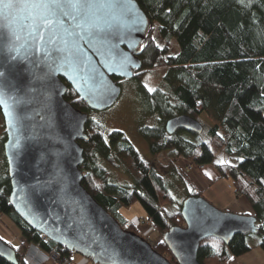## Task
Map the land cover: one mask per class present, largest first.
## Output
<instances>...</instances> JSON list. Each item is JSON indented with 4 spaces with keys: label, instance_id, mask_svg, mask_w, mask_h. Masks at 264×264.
<instances>
[{
    "label": "water",
    "instance_id": "1",
    "mask_svg": "<svg viewBox=\"0 0 264 264\" xmlns=\"http://www.w3.org/2000/svg\"><path fill=\"white\" fill-rule=\"evenodd\" d=\"M28 2H0V112L15 213L45 238L94 264H202L197 258L202 240L229 244L237 234L256 233L253 214L221 210L201 195L183 200L184 225L162 236L176 263L121 227L81 183L80 142L88 141V113L64 95L69 85L89 109L111 106L121 93L117 79H132L141 67L138 55L149 19L136 0H78L80 7L65 8L69 15L57 9L59 26L37 27L35 10L20 6ZM7 3L15 6L5 8ZM164 128L168 134L202 132L201 123L185 114L170 117ZM0 256L17 263L1 238Z\"/></svg>",
    "mask_w": 264,
    "mask_h": 264
},
{
    "label": "trees",
    "instance_id": "2",
    "mask_svg": "<svg viewBox=\"0 0 264 264\" xmlns=\"http://www.w3.org/2000/svg\"><path fill=\"white\" fill-rule=\"evenodd\" d=\"M136 2L148 17L150 28L141 44V67L133 80L156 68L165 70L163 89L149 91L138 82L148 113L155 117L153 125L138 127L150 155L157 158L169 151L198 167L213 162L219 152L239 158L236 164H219L216 169L219 177L228 178L236 194L248 202L256 218V233L237 234L229 244L213 237L202 240L198 260L202 264H224L257 246L264 249V0ZM64 98L83 112L96 111L89 109L69 85ZM202 113L213 124L203 121ZM180 114L197 119L202 132L178 130L168 134L165 121ZM85 131L88 141L80 142L84 148L81 183L123 229L142 236L120 212L135 202L145 209L161 237L171 227L184 225L181 204L175 203L166 180L122 131L105 132L103 125L89 116ZM3 134L4 143V126ZM102 162L122 169L131 182L114 181ZM5 166V177L0 179V214L15 225L21 241L2 240L14 250L16 264H24L28 245L38 246L45 255L54 250L73 264L72 252L42 239L41 233L15 213L9 203L6 159ZM197 195L200 192L193 191L187 197ZM153 248L176 263L162 238ZM0 264L14 263L0 256Z\"/></svg>",
    "mask_w": 264,
    "mask_h": 264
},
{
    "label": "rangeland",
    "instance_id": "3",
    "mask_svg": "<svg viewBox=\"0 0 264 264\" xmlns=\"http://www.w3.org/2000/svg\"><path fill=\"white\" fill-rule=\"evenodd\" d=\"M172 48L174 49V47ZM164 71L163 68H156L153 71L147 72L139 80H133V78L118 79L121 87V93L118 99L111 106L103 110L89 112V118L101 123L105 132H111L112 130L122 131L139 153L150 161L157 172L164 177L170 193L174 197L175 203H178V205L183 202L189 193L199 191L201 196L217 208L239 213L233 210L236 208L235 204L232 202V197L242 196L236 194L231 186V182L229 184L226 182L228 178L219 177V173L216 169V165L219 164H226V162L233 164L237 157H230L224 152H219L213 159V162L203 164V167L200 168L198 165L192 164L187 158L182 156L176 157L173 152L169 151L154 158L150 155L146 142L141 138L138 127L141 124L153 125L155 117L148 113L142 88L138 82L146 85L149 89H156V87L163 89L164 83L162 76ZM200 118L208 124H213V121L205 113H202ZM3 126V117L0 112V179L4 178L6 173L5 156L3 152ZM226 159H228V161H226ZM220 161L224 163H219ZM102 163L106 166L110 177L114 181L121 184H128L131 182L129 176L122 169L114 168L106 162ZM210 173L211 175H209ZM226 183L229 189H226ZM243 199L242 197L239 201L243 202ZM239 209H241V207H239ZM239 209L237 208V210ZM120 212L127 220L135 224L141 232V235L147 239L153 247L156 242H158L157 240H161L162 237L150 224L148 215L139 202L133 203L130 207L121 208ZM0 238L15 243L21 241L18 229L8 217L1 214ZM24 252V264H61V258H57L50 254H47V258H45L33 245H28ZM70 255L73 264H93V262H90L76 252H72ZM228 261L224 264H227Z\"/></svg>",
    "mask_w": 264,
    "mask_h": 264
},
{
    "label": "snow or ice",
    "instance_id": "4",
    "mask_svg": "<svg viewBox=\"0 0 264 264\" xmlns=\"http://www.w3.org/2000/svg\"><path fill=\"white\" fill-rule=\"evenodd\" d=\"M14 6L13 3L4 4L5 8H12ZM25 6L35 10L36 14L33 16V22L35 24L36 21H39V24L36 25L37 27L40 24L51 27L53 24L60 25L57 9L60 10L62 15H69L70 13L65 10L66 7L75 9L81 5L78 3V0H66V4H61L60 0H30ZM149 91H152V89H149ZM5 107H7L6 104ZM219 163L224 162L220 161Z\"/></svg>",
    "mask_w": 264,
    "mask_h": 264
},
{
    "label": "crops",
    "instance_id": "5",
    "mask_svg": "<svg viewBox=\"0 0 264 264\" xmlns=\"http://www.w3.org/2000/svg\"><path fill=\"white\" fill-rule=\"evenodd\" d=\"M230 157H234V156H230ZM226 161H228V159H226ZM238 161H239V158H237L233 164L238 163ZM227 164H229V163H227ZM209 175H211V173ZM226 182H228V184H229L230 180L226 179ZM228 184L226 183V189H229ZM228 194H229V191H228ZM234 196H235V194H234ZM241 198L242 197H238V196H235V198L232 197V202L235 204V208H236L233 210L236 212H239V213L252 214L253 210L250 207V205L248 204V202L245 199H243V202L239 201V200H241ZM239 207H241V209H239ZM237 208L239 210H237ZM157 239H158V237H157ZM157 241H159V240H157ZM227 264H264V249L257 246L255 248H253L251 251H249V252H247L241 256H235V257L230 258Z\"/></svg>",
    "mask_w": 264,
    "mask_h": 264
},
{
    "label": "built area",
    "instance_id": "6",
    "mask_svg": "<svg viewBox=\"0 0 264 264\" xmlns=\"http://www.w3.org/2000/svg\"><path fill=\"white\" fill-rule=\"evenodd\" d=\"M191 167V166H190ZM189 167V168H190ZM200 168L203 167V164L199 165ZM42 239H46L44 236L41 237ZM48 254L52 255V256H56L57 258H61L60 262L61 264H71V262L69 261L68 258L66 257H61L60 255L58 256V253H56L54 250H51Z\"/></svg>",
    "mask_w": 264,
    "mask_h": 264
},
{
    "label": "clouds",
    "instance_id": "7",
    "mask_svg": "<svg viewBox=\"0 0 264 264\" xmlns=\"http://www.w3.org/2000/svg\"><path fill=\"white\" fill-rule=\"evenodd\" d=\"M20 6H21V7H26V6L23 5V4H21ZM34 247H36V248L39 250L40 254H41L43 257L47 258V255H45V254L39 249L38 246H34Z\"/></svg>",
    "mask_w": 264,
    "mask_h": 264
}]
</instances>
